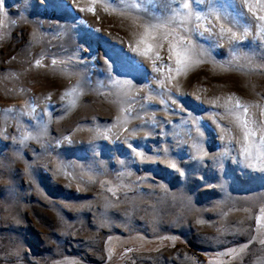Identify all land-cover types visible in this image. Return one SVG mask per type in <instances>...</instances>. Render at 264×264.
Masks as SVG:
<instances>
[{
  "label": "rangeland",
  "instance_id": "374dc122",
  "mask_svg": "<svg viewBox=\"0 0 264 264\" xmlns=\"http://www.w3.org/2000/svg\"><path fill=\"white\" fill-rule=\"evenodd\" d=\"M126 2L144 6L146 0ZM91 3L4 0L8 19L0 25V264H264L259 242L264 237L257 233L255 220L264 206V172L247 168L238 149L227 138H218L208 113L222 110L207 103L234 94L264 104V68L258 67L264 65V36L257 34L256 22L221 20L238 35L250 27L240 43L222 39L218 26L211 35L192 37L206 50L204 63L179 78L182 95L172 88L175 104H160L168 98L156 88L159 73L131 78L134 94L119 102L114 89L108 94L109 89L98 87L100 81L107 83L104 46L90 37L99 29L110 43L129 42L131 30L112 12L119 7L112 0H96L95 15L78 13V7ZM214 3L222 14V6L228 5L227 11L235 15L234 0ZM102 5L109 6L107 13ZM69 58L71 63H59ZM36 59L44 66H35ZM162 71L166 75L167 67ZM85 77L91 78L90 86L66 110L62 105L67 98L61 101L60 96ZM149 95L153 99L146 101ZM196 95L203 102L195 101ZM254 111L259 118V110ZM196 116L204 117L199 139L182 123ZM39 121L47 123L46 135L21 145L22 136L37 134ZM97 128L110 130L108 138L96 136ZM194 142L208 155L194 159ZM129 143L146 157L159 159L141 164ZM162 148H168L167 157L157 153ZM226 148L230 153L217 155ZM169 160L183 176L166 166ZM106 202L114 207L105 208ZM254 235L257 239L241 251ZM230 249L235 251L229 254Z\"/></svg>",
  "mask_w": 264,
  "mask_h": 264
},
{
  "label": "snow or ice",
  "instance_id": "6c2138e0",
  "mask_svg": "<svg viewBox=\"0 0 264 264\" xmlns=\"http://www.w3.org/2000/svg\"><path fill=\"white\" fill-rule=\"evenodd\" d=\"M112 2L119 5L118 8L112 7V12L120 16L122 20L128 22L127 26L131 30V40L129 42L121 40L119 43H110L99 34V29H93L92 37L90 38L102 40L104 46V57L101 59L103 60L107 83L100 81L98 87L109 89L108 94H113L111 90L114 89V94L117 96L119 102H123L134 94L131 78H135L137 74L154 76L159 73L160 78L155 80L156 88L168 98L167 101L161 99L160 104L164 105L169 101L175 104L176 101L172 99V88L175 87L176 95H182L180 93L179 78L187 76L190 70L204 63L202 57L206 55V50L194 43L193 36L203 37L205 32L211 35L213 34V29L217 26L219 27L220 37L223 39L226 36L233 43L243 42L250 34V27L244 26L242 33L238 35L232 28L226 27L221 23V20L224 18L230 17L234 23L238 22L239 18H251V20L256 22L257 34L264 36V0H238V7L234 0L231 7L235 10V15L227 11L228 5L222 6L224 8L222 14L221 7H218L214 3V0H207L206 4L205 0H146L144 6L139 3H128L126 0H112ZM109 6L102 5L101 7L107 13ZM77 11L78 13L89 12L95 15L96 0H92L91 5L88 7H78ZM7 19V14L4 11V0H0V25H5ZM79 22L81 24L85 23L83 19ZM11 23L15 24L16 22L11 21ZM88 27L91 26L89 25ZM2 35L0 33V37ZM32 38L33 40L37 39L35 33H33ZM261 44L262 51L260 55L264 58V40L261 41ZM162 51L166 53V56L161 55ZM95 60L96 56H92L93 63ZM71 62V58L59 61L60 64L64 65ZM34 63L37 67L44 66L42 59H36ZM57 63L56 59L51 60L53 66L57 65ZM77 63L87 65L88 61L80 60ZM165 66L168 70L166 75L162 71ZM258 67L264 68V65H259ZM120 77L130 78L121 79ZM90 79V77H85L83 81L78 80L77 87H70L60 96L61 101H65L67 98L66 106L62 105L66 110L76 105L77 99L83 95V88L90 86L88 83ZM149 87H151V82H149ZM77 88H79V91ZM144 99L149 101L153 97L149 95L145 96ZM194 100L203 102L199 95H196ZM207 103L213 109L222 110H213L208 113V119H210L215 129L218 130V138L221 141L227 138L228 145L238 149L241 162L247 168L253 171L264 172V104L242 101L234 94L224 97L223 102H221V97L217 96L207 101ZM256 109L259 110V118L256 117V112L254 111ZM11 111L12 109H6V112ZM180 111H183V109H180ZM120 112L125 114L127 110L121 107ZM23 114L27 115V113ZM203 119L204 117L196 116L190 121H182V123L190 125L195 130L196 136L199 139L204 135L200 128V122ZM117 120H121V117H117ZM127 123V119H124L123 124L126 125ZM167 123L171 124V121H167ZM36 128L38 131L35 136L21 137V145L27 139L39 140L46 135V122H37ZM108 132L110 130H106L105 132H101L98 128L94 130L96 136H103L105 139L108 138ZM125 143H127V140ZM127 147L141 164L155 162L156 159H159V155L156 157H146L143 152L137 151L130 143L127 144ZM191 149L194 152V159L199 160L208 155L199 143L194 142L191 145ZM230 151L231 148H226L225 152L217 153V155L222 157L226 153H230ZM157 153H162L167 157L169 150L168 148H162L157 150ZM120 163L123 164L124 162L120 161ZM166 166L177 172L180 176L184 175V172L181 171L176 162L169 160L166 162ZM30 167L25 168L26 174H29ZM109 191L115 195L113 189L110 188ZM87 206L91 207L90 204ZM109 207H114V205L106 202L105 208ZM244 211L248 210L244 209ZM259 212L260 214L255 218L256 231L259 236L264 237V224L261 223L262 218H264V206L260 207ZM111 239L109 237V240ZM256 239L257 236H252L247 241V244L241 246V251ZM259 242L264 245V238L260 239ZM125 251L130 252L132 249H126ZM233 251L235 250L230 249L229 254ZM110 258L111 253H109Z\"/></svg>",
  "mask_w": 264,
  "mask_h": 264
},
{
  "label": "trees",
  "instance_id": "16d2710c",
  "mask_svg": "<svg viewBox=\"0 0 264 264\" xmlns=\"http://www.w3.org/2000/svg\"><path fill=\"white\" fill-rule=\"evenodd\" d=\"M196 255H197L198 257H200V254H197V253H196Z\"/></svg>",
  "mask_w": 264,
  "mask_h": 264
}]
</instances>
